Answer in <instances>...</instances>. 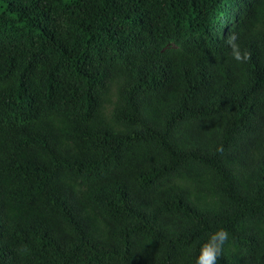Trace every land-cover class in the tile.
I'll return each instance as SVG.
<instances>
[{"label":"trees","instance_id":"1","mask_svg":"<svg viewBox=\"0 0 264 264\" xmlns=\"http://www.w3.org/2000/svg\"><path fill=\"white\" fill-rule=\"evenodd\" d=\"M220 228L264 264V0H0V264H196Z\"/></svg>","mask_w":264,"mask_h":264},{"label":"clouds","instance_id":"2","mask_svg":"<svg viewBox=\"0 0 264 264\" xmlns=\"http://www.w3.org/2000/svg\"><path fill=\"white\" fill-rule=\"evenodd\" d=\"M231 56L237 61H247L249 53L240 49L239 45L234 42V37L230 41ZM229 233L226 229L220 228L208 235L207 239L202 243L199 255L196 258V264H217L224 243L228 240Z\"/></svg>","mask_w":264,"mask_h":264}]
</instances>
